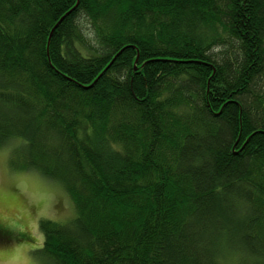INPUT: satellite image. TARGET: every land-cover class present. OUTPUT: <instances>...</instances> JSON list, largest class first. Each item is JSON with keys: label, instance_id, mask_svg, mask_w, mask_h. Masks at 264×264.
<instances>
[{"label": "trees", "instance_id": "16d2710c", "mask_svg": "<svg viewBox=\"0 0 264 264\" xmlns=\"http://www.w3.org/2000/svg\"><path fill=\"white\" fill-rule=\"evenodd\" d=\"M8 144L45 264H264V0H0Z\"/></svg>", "mask_w": 264, "mask_h": 264}, {"label": "rangeland", "instance_id": "374dc122", "mask_svg": "<svg viewBox=\"0 0 264 264\" xmlns=\"http://www.w3.org/2000/svg\"><path fill=\"white\" fill-rule=\"evenodd\" d=\"M14 144L0 147V264H45L36 257L43 246L42 219L70 223L76 207L63 186L35 171L12 165Z\"/></svg>", "mask_w": 264, "mask_h": 264}]
</instances>
